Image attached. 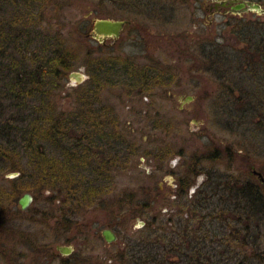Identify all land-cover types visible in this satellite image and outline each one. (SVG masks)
I'll list each match as a JSON object with an SVG mask.
<instances>
[{
  "label": "flooded vegetation",
  "instance_id": "obj_1",
  "mask_svg": "<svg viewBox=\"0 0 264 264\" xmlns=\"http://www.w3.org/2000/svg\"><path fill=\"white\" fill-rule=\"evenodd\" d=\"M185 1L186 0H178V2L182 3L178 5L172 0H163V4L156 7L152 0H123L121 6H123V10L135 13L134 15H149L156 19H153L154 23L168 26L172 23L173 11L176 12L180 10L178 8L187 7L183 3ZM205 1H207V3ZM205 1L195 0L199 5L193 4L195 5L193 10H204L206 12L204 18L209 22L208 25H213L215 17L224 19L225 17L233 18L242 15H248L250 18L264 16V0H249L250 3L258 4L259 7L263 9L261 13L257 10H247L246 12L232 10L235 3L230 5L226 4L224 6L220 5L224 0ZM125 21H128V24L125 25V29L121 30L120 35L126 29L132 27L131 21ZM90 22V29L88 32H85L84 37L92 38L98 44H103V46L108 45V42L109 44L113 42V38L111 37L106 38L104 42H100L93 38L92 33L94 28H92V21ZM254 23L257 24L260 22L249 21L245 26L242 25L246 29L245 40L249 42L247 62L248 65L250 62L253 63V67L251 69L248 68L250 71L248 79L250 78L253 81H255V69L264 71V35L261 34V31L255 30L258 26L254 28ZM133 27L136 28L137 26L134 25ZM263 27L264 26H261V28ZM233 29L239 32L237 26H234ZM199 30L201 31L198 33L196 32V35L190 37V39H188V35L183 32L173 37L171 36V38H167V40L170 44L173 45V42H175L178 46L176 49L177 54L180 57L179 59L184 61V63L195 60V57L192 58V55H198V57H196L197 67L190 72L191 74L189 76L191 79L188 80V82L191 83V85H189L192 87L197 86L203 89L206 79L204 74H206V72L216 77L214 78L215 80L222 77V74L220 69L206 68L204 60L201 58V51H203L207 45L215 46L214 42L217 37L212 36L211 33L210 37L205 35L202 29ZM170 40H173V42H170ZM187 44L191 46L189 50L192 52V55L182 52ZM88 56L89 59L92 57L94 58L91 53H89ZM111 56H106L104 59ZM119 57L130 60L136 69L133 71L132 77L127 74L125 75L122 71V76L120 78L122 83L118 86L104 87L102 93L104 90L115 87L127 91L128 94L140 96V98L146 96L150 98L157 89L163 90L162 92H166L168 96L170 91L177 86H182V81L186 80V75H181L178 68L174 70L171 65H168L165 61L159 60L158 58H153L147 62L142 61V63H140L141 60L137 57H135V59H130L123 55ZM259 63L260 65L257 66ZM77 70L78 69L74 71ZM189 71L190 70H187V72ZM86 75L89 80V74L87 73ZM133 80V86L128 85V83L133 82ZM256 83H258L256 91L259 96L255 94V90L253 89L254 91L252 90L249 93L250 98L248 102H245V105L254 109L255 107L264 106V97H261L264 96L263 77L256 78ZM78 86L79 85L71 87L76 88ZM201 98V96L196 97L189 93L181 94L177 108L180 112L195 116L198 111L204 110L203 99ZM101 104L100 108L105 106L110 117L105 116L100 119L99 115H102V112H100V110L97 111L99 107L96 110L92 107L89 109V112L93 115L87 118L88 122H102V124L104 123L103 128L107 130V133H110L112 137L119 133L118 137H122V140L124 139L123 143L120 144L121 146L118 145L115 147L116 150H108L106 146L103 151V154H105L103 161L107 163L105 170L107 169L110 171L109 175L111 180H109V184L111 188H113L115 186L114 178L116 172L131 166L133 158L139 155V152L137 142L127 141L128 132L124 131L125 127L122 126L123 123H121L115 107L106 104L103 100ZM259 113L264 114L263 107ZM164 119L166 120L164 121L159 118V116L154 118V124L157 125V129L161 130L162 128L167 130V128L171 126L172 121L169 117ZM201 135L202 137L205 136V134ZM111 141H115L114 138H112ZM214 143L212 140L209 146L204 148L201 147L200 149L197 148L198 152L196 151L190 154L188 159H183L182 165L175 171L173 170L174 166H172L169 160L171 157L179 158L183 156L182 153L184 152L181 149H178L179 151L175 153V151L171 149V145L168 144L165 146L159 145L153 151L147 150V152L151 154V160L157 164L154 166L155 172L161 170V172L166 174L171 173V177L173 178V181H171L174 182L173 187L170 188V193L163 194L160 191V183H157L153 180V177L150 176L151 183H153L156 188L155 191L149 189L148 192L149 196L153 194L150 200L151 207L149 209V212H152V216L149 217L150 229L146 228V221L142 219L140 215L135 216L130 210L125 211V208L121 206L120 201L123 202V198L132 197L133 201H135L140 197L137 196L138 194L130 191L122 197L117 196L111 198L108 196V193L106 196L96 199V202L86 207L87 209L85 211V213H87V210L92 211L100 208L102 217H105V223L99 225L100 220L98 219L96 221H87L84 224L86 230L83 229V231L79 232L76 226H83L79 222L80 217L75 214L72 217L74 220V227L71 230V232H76L75 235L72 236V238H68L67 236L63 244H56L54 248H49L47 243H38L35 249L37 253L36 263L54 264L55 260L60 259L58 262L61 264H264V261H262L264 258V241L263 244L258 246L259 248L255 250V252H259L258 260L255 259V261L252 260V255H254L253 246L250 247L249 244L254 234V229L252 227L254 220H252L251 212H253L252 205H255V199L257 201V210H259V222L255 224L256 230L259 232L258 234L260 236L264 234V185L261 182V178L258 176L259 174L264 178V160L263 162L259 161L262 159L260 155L257 160H253L250 154L247 155L245 152L224 146L221 143L217 145ZM109 153L113 154L110 156ZM194 154L198 157L197 163L193 165L194 172L190 173L188 167L192 162L191 159ZM237 155H239V158ZM166 165H169V169L163 171ZM197 182H199V184H197ZM47 198L45 199L47 200L46 203L49 205V208L46 210L49 212L52 211V213L48 214L50 219L47 218V220H49V222L53 221V223L51 222L48 224L47 221L45 225H41L42 230L44 233L49 231L50 233H59L61 235V230L58 227L60 222L59 211L61 210V200L54 197V201L52 202ZM157 202L161 203V206H163L162 209H159V214L153 206ZM18 203L19 198L17 203L9 207L10 210L12 209L13 215L6 221H3L5 223L4 228H13V225L20 222V218L17 217L14 209L16 208L22 212H25L26 209L21 210ZM237 204H239V206ZM161 213H163V215ZM164 214L168 216L167 219L164 218ZM243 219L246 221L245 227H243V223L240 224L241 226H238L239 222ZM129 222H131V226L133 227L130 229L131 231L129 227H125ZM96 226H98V229L95 228ZM79 234L81 239H85L83 242L85 244V251L87 252L86 256L80 255L78 258H74L73 261L69 260L68 263H65V257H68V255L73 256L75 251L74 248L77 242H80V238H77ZM57 245L70 246L73 252L69 253L67 256L62 255L60 251L56 250ZM242 250L247 253L246 256H243ZM173 252H175V255H173ZM0 263L18 264L16 261L13 262L8 254L2 257Z\"/></svg>",
  "mask_w": 264,
  "mask_h": 264
},
{
  "label": "rangeland",
  "instance_id": "obj_2",
  "mask_svg": "<svg viewBox=\"0 0 264 264\" xmlns=\"http://www.w3.org/2000/svg\"><path fill=\"white\" fill-rule=\"evenodd\" d=\"M122 1L59 0L55 8L53 6H43V12L37 11L34 13V23L38 24L41 30L46 31L48 28L46 24L52 29H62L64 38L68 41L67 44L77 52L78 58L76 66L78 67L76 69L78 70L76 72H80L81 70L85 75L88 73L84 68V63L87 62L85 54L89 52L94 57L103 58L111 55H123L130 59L137 57L141 60L140 63L158 58L159 60L165 61L168 65H171L174 70L178 68L181 75H186V80L182 81V86L175 87V89L169 92L168 96L166 92H162L163 90L157 89L150 98H147V96L140 98V96L128 94L127 91L115 87L104 90L101 94V101L103 100L106 104L115 107L118 113L117 115L121 123H123L122 126L125 127L124 131L128 132L127 141L137 142L139 152V155L133 158L131 166L116 172L114 178L115 186L110 189L111 192H109L108 196L111 198L117 196L122 197L131 191L138 194V197L140 196L138 202L141 198L151 200L153 194L149 196V189L155 191L156 188L151 183L150 176L157 183H160V191L163 194H169L170 188L174 185V182H172L173 178L171 177L172 174L163 173L161 170L155 172L154 166L157 164L151 160V154L147 152V150L153 151L159 145L165 146L170 144L171 149L175 153L179 151L178 149L184 152L182 153L183 156L179 158L171 157L169 160L172 166H174V171L182 165L183 159H188L190 154L196 151L198 152V149L201 147L209 146L212 140L213 143L215 142V145L221 143L224 146L245 152L247 155L250 154L253 160H257L260 155L262 159L259 161L263 162L264 114H260L259 112L264 106L255 107V109L249 108L248 105H245V102H248L250 98L249 93L253 89L255 90V94H257L256 86L258 83H256V78L263 77L264 79V71L255 69V81L250 78L248 79L250 74L248 68L251 69L253 63L250 62L248 65L247 60H245L244 56L246 54L241 52L245 47L242 46L244 45L243 42H240V33L235 31L233 27L238 23L240 26H245L249 21L260 22L257 24L254 23L253 27L256 28L258 26L255 30L261 31V34L264 35V27L261 28V26H264V16L250 18L248 15H242L233 18L225 17L224 19L215 17L213 25H208L209 22L204 18L206 12L204 10H193L195 7L193 4L199 5V3H196L195 0H186L183 3L187 7L184 6L178 8L180 10L176 12L173 11L172 23L166 26L154 23L153 19L155 18L149 15L139 16L134 15L135 13L132 11L123 10V6H121ZM152 1L156 7L163 4V0ZM172 1L178 5L182 4L178 0ZM205 2L207 3V1ZM37 14H39V17ZM101 17L103 19L129 20L132 22V27L122 32L119 40L110 44L108 42V45L103 46V44H98L92 38L84 37L85 32H88L90 29V21ZM134 25L137 27L134 28ZM199 29H202L205 35L217 37L214 42L215 46L213 47L222 55L220 59H225L223 62L220 59L218 60L219 64H221L219 68L212 64L213 62L207 60L205 63L206 66L220 69L222 77L215 80L214 78L216 77L206 72L204 74L206 79L203 89L197 86L192 87L190 86L191 83L188 82L191 79L189 76L191 74L190 72L197 67L196 57L198 55L196 54L195 60L184 63V61L179 59L180 57L176 50L178 46L173 42L174 39L170 40V42H173V45L167 40V38L183 32L190 39V37L196 35V32L201 31ZM217 58L216 56L213 59L216 60ZM259 65L260 63L257 64V66ZM187 70L190 71L187 72ZM63 82L65 83L64 86L60 87L58 95L54 99L58 106L56 108L57 112L63 110L69 111L75 106L72 99L74 92L70 87L77 85H75L73 80L68 78ZM186 93L196 97L201 96L204 110L198 111L195 116L180 112L177 108L180 96ZM156 116H159L164 121L166 120L164 118L169 117L172 121L171 126L167 130L162 128L161 130L157 129V125L154 124V118ZM201 134H205V136L202 137ZM168 169L169 165H166L163 171ZM3 174L4 178H8L9 175H13L14 178L17 177L14 175L16 174L14 172H3ZM51 195L52 193L47 191V189H44L38 195L31 194L33 201L23 213V218L19 217L22 220L19 219L20 222L13 225V228L8 229L10 231L14 230L15 233L13 235L6 231L0 233V262L2 261V257L8 254L13 262L16 261L18 264H38L33 261L35 253L31 251V248L35 244L47 243L49 248H54L56 244H63L67 236L68 238H72L75 235V231L61 235L59 233L53 234L46 230L44 233L41 225H45L47 221L48 224L53 223V221L49 222V220H45L43 221L44 224H38L39 222L33 221L34 217L37 219L40 218V215H37V213H41L44 209L49 208L45 198L48 197L47 199L49 201H54V199L50 198ZM161 205L158 202L153 205L157 213L160 208L162 209L163 206ZM100 210V208L92 211L87 210V213H83L82 217H78L80 224L83 226L82 229L86 230L84 224L87 221H96L98 219L100 220L99 225L105 223V217H102ZM161 214L163 215V213ZM147 216H152V212H148ZM167 217L164 214V218L167 219ZM42 220L44 219L42 218ZM131 225V222H129L125 227H129L130 230L133 228ZM254 225L252 226L253 229ZM98 226L95 228L98 229ZM253 231L254 234L259 233L256 229ZM80 237L79 234L77 238ZM261 237L262 241H264V234ZM79 240L80 242L78 241L74 248L73 256L68 255V257H65L66 262H62L68 263L69 260L73 261L74 258H78L80 255L86 256L87 252L85 251V244L83 242L85 239L80 238ZM256 240L254 238V244H257ZM258 240H261V238H258ZM242 254L243 256L245 255L244 251H242ZM58 260L60 259L55 260L54 264H61Z\"/></svg>",
  "mask_w": 264,
  "mask_h": 264
},
{
  "label": "trees",
  "instance_id": "obj_3",
  "mask_svg": "<svg viewBox=\"0 0 264 264\" xmlns=\"http://www.w3.org/2000/svg\"><path fill=\"white\" fill-rule=\"evenodd\" d=\"M57 1L0 0V233H15L4 228L3 221L13 215L9 207L17 203L22 193L38 195L44 189L52 193L50 198L61 200L58 224L61 234L71 232L74 227L72 217L75 214L82 217L86 207L111 192L110 171L105 170L107 163L103 161V151L106 146L108 150H116L115 147L121 146L124 140L118 137L119 133L113 137L107 133L103 128L104 123H89L87 120L93 115L89 112L92 107L94 110L99 107L97 111L102 112L100 119L110 117L105 106L100 108L102 89L120 85L122 71L132 77L136 69L130 60L123 57L113 55L106 59H89V52L86 53L84 68L90 78L76 88L70 87L74 92L72 99L75 106L69 111L57 112L54 99L60 87L64 86L63 81L78 67L77 52L67 44L62 29H52L46 24L48 28L44 31L34 23L35 12H43V6L55 8ZM236 26L240 32V42L245 47L241 52L246 54L244 57L247 60L249 42L245 40L246 29L239 24ZM212 46L207 45L201 51V58L205 67L209 60L219 68L221 64L218 60L222 55ZM190 47L187 44L182 52L192 55ZM216 56L218 58L214 60ZM133 84L134 80L128 83ZM111 137L115 141H111ZM197 158L195 154L192 156L188 167L190 173L194 172L193 165L197 163ZM3 172H14L17 177L4 178ZM141 199L138 202L126 197L120 203L125 211L130 210L135 216L140 215L145 219L146 228L150 229V218L147 216L150 200ZM254 201L251 214L256 224L259 222V210L256 199ZM14 211L18 218H23L24 212L16 208ZM48 214V210L37 213L40 218L34 217L33 221L44 224L43 221L50 219ZM241 223L245 227L244 219L238 226ZM76 229L83 231L80 225ZM257 234H253L252 243L249 242L252 247L254 238L257 239V244L253 245V261L259 257V252L255 250L263 244L262 237ZM36 248V244L31 248L35 253V263ZM244 253L246 256L247 253Z\"/></svg>",
  "mask_w": 264,
  "mask_h": 264
},
{
  "label": "water",
  "instance_id": "obj_4",
  "mask_svg": "<svg viewBox=\"0 0 264 264\" xmlns=\"http://www.w3.org/2000/svg\"><path fill=\"white\" fill-rule=\"evenodd\" d=\"M232 3H235V5L232 7V10L239 11V12H246L247 10L252 11H259L260 13L263 12V9L259 7L258 4H252L249 2V0L240 1V0H224L221 2L220 5L224 6L226 4L230 5ZM128 24V21H125L123 19L119 20H113V18L109 19H94L92 20V28H94V31L92 33L93 38L97 39L100 42H104L106 38H113V43L120 39V33L122 29H125V25ZM68 79L73 80L75 82V85H79L82 82H85L88 80V76L84 74L83 71L80 70V72L72 71L68 75ZM17 176V174H14ZM259 178H261V182L264 185V178H262L258 174ZM13 177V175H9L8 178ZM32 202V196L29 193L24 192L22 196L19 198L18 205L20 206V209H27L29 204ZM56 250L60 251L62 255L67 256L69 253H72L73 250L70 248V246H60L57 245Z\"/></svg>",
  "mask_w": 264,
  "mask_h": 264
}]
</instances>
